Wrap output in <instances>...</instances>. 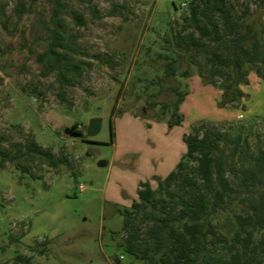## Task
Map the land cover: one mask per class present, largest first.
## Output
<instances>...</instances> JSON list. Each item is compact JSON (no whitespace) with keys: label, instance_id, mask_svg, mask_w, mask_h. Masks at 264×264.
<instances>
[{"label":"rangeland","instance_id":"obj_1","mask_svg":"<svg viewBox=\"0 0 264 264\" xmlns=\"http://www.w3.org/2000/svg\"><path fill=\"white\" fill-rule=\"evenodd\" d=\"M189 1L0 0L1 146L13 153L14 143L32 139L66 158L56 167L36 157L8 158L0 168V262L21 253L33 264H158L167 250L141 259L122 247L125 209L140 238L161 211L159 203L132 209L141 181L156 189L153 176L175 169L186 150L184 134L203 121L221 130L244 124L252 150L264 145L263 78L241 85L246 95L239 104L221 109L213 96L219 88L201 80L195 87V66L180 76L186 63L178 59L176 73L166 74L165 64L178 58L171 34ZM55 28L74 48L68 59L83 62L69 83L41 55ZM179 98L183 119L170 126ZM92 117L101 122L89 135ZM73 124L80 134L71 133ZM224 219L225 213L218 217ZM45 239L44 254L31 250Z\"/></svg>","mask_w":264,"mask_h":264},{"label":"trees","instance_id":"obj_2","mask_svg":"<svg viewBox=\"0 0 264 264\" xmlns=\"http://www.w3.org/2000/svg\"><path fill=\"white\" fill-rule=\"evenodd\" d=\"M253 1L254 8L251 0H190L180 29L171 34L170 49L178 58L168 60L166 74L176 73L178 59L185 61L180 76H188V67L195 66L203 83L221 90L218 107L239 104L246 95L241 85L249 83V72L264 79V0ZM74 17L79 24L84 23L80 14ZM68 49L74 48L63 42L62 31L55 28L41 54L67 83L83 70V62L68 59ZM181 101L177 100L174 118L168 120L170 126L183 119L177 112ZM71 133L80 134L75 124ZM249 137L250 130L244 124L224 130L205 121L192 126L183 136L186 150L175 169L162 178L154 176L156 189L141 182L142 188L137 190L133 210L154 208L157 203L161 207L152 214V225L144 238L133 228L132 211L125 209L123 228L128 235L123 249L141 259L149 252L167 250L170 254L161 256L158 264H264V145L252 150ZM3 142L0 135V168L8 158L36 157L54 167L66 163L64 156L54 155L35 140L14 143L13 153L1 146ZM190 161L196 162L194 168H190ZM18 169L27 171L23 166ZM223 213L221 224L218 217ZM47 242L45 239L38 249L30 248L42 255ZM0 264L33 262L31 255L17 253L12 262Z\"/></svg>","mask_w":264,"mask_h":264},{"label":"crops","instance_id":"obj_3","mask_svg":"<svg viewBox=\"0 0 264 264\" xmlns=\"http://www.w3.org/2000/svg\"><path fill=\"white\" fill-rule=\"evenodd\" d=\"M197 79H198V80H195V81H197V82H195L194 84H195V87L198 88V81L200 80V78H197ZM248 79H249V82H250V84H251V82H255V81H256L257 76H256V74L249 73V74H248ZM205 87H206L205 90H206L207 92H209L211 88H209L208 85H206ZM210 87H211V86H210ZM241 88H242V87H241ZM242 90L245 92V90H244L243 88H242ZM245 93H246V92H245ZM220 95H221V92H220V93L213 94V96H214L215 98H218V96L220 97ZM184 101H185V100H183V102H181L180 105H179V107H180L179 109H180V112H181V113H183V110H182V109H183V103H184ZM196 101H197V100H196ZM197 102H198V101H197ZM221 109H224V108H221ZM183 143H184V142H183ZM184 152H185V150L183 151V153H184ZM170 171H172V170H170ZM170 171H169V172H170ZM169 172H168V173H169ZM168 173H167V174H168ZM167 174H166V175H167ZM153 175H154V174H153ZM155 175H157V174H155ZM166 175H165V176H166ZM153 177H154V176H153ZM156 177H157V176H156ZM158 177H160V176H158ZM141 182H145V181H141ZM149 185H150V184H149Z\"/></svg>","mask_w":264,"mask_h":264},{"label":"water","instance_id":"obj_4","mask_svg":"<svg viewBox=\"0 0 264 264\" xmlns=\"http://www.w3.org/2000/svg\"><path fill=\"white\" fill-rule=\"evenodd\" d=\"M100 117H92L89 119L88 126H87V133L89 135H94L98 132L100 128Z\"/></svg>","mask_w":264,"mask_h":264},{"label":"built area","instance_id":"obj_5","mask_svg":"<svg viewBox=\"0 0 264 264\" xmlns=\"http://www.w3.org/2000/svg\"><path fill=\"white\" fill-rule=\"evenodd\" d=\"M79 189H80V191L83 189V186L82 185H79Z\"/></svg>","mask_w":264,"mask_h":264}]
</instances>
